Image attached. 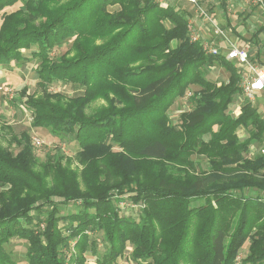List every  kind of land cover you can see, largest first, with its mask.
Here are the masks:
<instances>
[{
	"label": "trees",
	"instance_id": "16d2710c",
	"mask_svg": "<svg viewBox=\"0 0 264 264\" xmlns=\"http://www.w3.org/2000/svg\"><path fill=\"white\" fill-rule=\"evenodd\" d=\"M18 2L2 15L0 67L36 63L40 93L23 87L18 101L31 128L77 143L83 167L63 165L60 151L39 162L27 132L2 126L17 152L0 135V264H15L5 250L13 239L27 243L26 264H117L126 247L133 264H264V117L249 102L229 112L241 69L188 41L186 13L151 0H0V11ZM216 63L229 74L219 87L205 77ZM54 82L77 94L48 92ZM190 85L201 92L174 126L168 110ZM115 196L143 205L138 221L119 215ZM70 202L79 210L61 214Z\"/></svg>",
	"mask_w": 264,
	"mask_h": 264
},
{
	"label": "rangeland",
	"instance_id": "374dc122",
	"mask_svg": "<svg viewBox=\"0 0 264 264\" xmlns=\"http://www.w3.org/2000/svg\"><path fill=\"white\" fill-rule=\"evenodd\" d=\"M153 2V0H151ZM216 2H219V5L216 6ZM154 3V2H153ZM155 4V3H154ZM201 6H203L208 14L220 23L227 31L230 30L229 27H232L230 30L236 36H241V39L249 40L252 38L249 45V52L251 56H258L257 60L254 62L264 67V8L260 6H253L251 4H247L244 0H226L225 8H222V4L218 0H200ZM172 5V4H171ZM173 6V5H172ZM168 6L169 9L178 10L180 12L187 13L188 11H192L189 6L186 4H180L176 7ZM18 9H23V4L21 2L16 3L12 7H7L4 10L0 11V23L2 20L3 14H9ZM118 10L119 6L114 5L110 6L109 10ZM230 23V25H227ZM169 27L170 25L167 24ZM257 32V33H256ZM256 35L252 37L254 34ZM189 41V40H188ZM72 39H68L63 42L61 45L56 46L50 57L52 59H57L62 54H64L71 45ZM190 42V41H189ZM191 43V42H190ZM176 42L172 43V47L176 46ZM201 48V47H200ZM203 52V51H202ZM24 55H29V53L23 52ZM204 53V52H203ZM205 54V53H204ZM207 55V54H205ZM211 56V55H208ZM234 64V62L232 63ZM235 65V64H234ZM36 63L32 60L23 63L22 65H18L14 62L10 64V67L4 68L0 67V135H1V143L3 147L10 149L14 154L17 152V148L15 146H11L9 144V135L7 130L2 131V126H7L11 128L12 134L19 137L22 132H27L30 136V145L34 152L35 157L39 160V162H44L47 155H53L55 153H61L66 157L62 161L63 165L67 163L70 165V168L77 173L81 172L82 165L77 162L74 158L75 153L79 150V146L77 143L73 142L70 137L63 136L62 138L53 137L48 130L44 128H31V118L27 109L21 105L18 101L20 90L25 87L28 93L39 94L40 89L37 87L36 82ZM236 67L242 69L235 65ZM4 74V76L2 75ZM229 74L220 64L216 63L209 68H206V75L208 81L215 83L216 86L219 87L222 83H227V78ZM48 92L55 93L61 92L67 96L75 95L77 92L70 87L69 85H63L58 82L52 83L48 86ZM6 90H10L14 97L12 100H6L4 93ZM240 90V88H239ZM201 88L197 85H190L184 93V96L178 98L174 101L173 105L168 110V117L170 123L174 126H178L180 123V115L184 112H189L192 110L194 104L190 102L191 98H196L198 94H200ZM190 94V95H189ZM9 98V97H8ZM247 100H244L242 92L239 91L238 95H236L234 99V105H242ZM102 102L96 101L92 103L87 109V114H91L93 109L98 107ZM250 103V102H249ZM252 104V103H250ZM252 105H255L258 108V111L262 117H264V92L255 96V101ZM241 107V106H240ZM240 107L237 113L233 115L238 116L240 114ZM217 127H214L216 130ZM33 137H38L41 139L44 144L41 148L37 149L32 146L31 139ZM209 135H205L203 139L208 140ZM64 146V150L60 148ZM260 148L264 149V145L260 146ZM114 150H118L114 148ZM258 149L254 147L253 152H256ZM195 162L197 168L199 170H207L209 168V164L207 160L203 157H192ZM246 195H251L253 192H247ZM114 206H116V201L119 199L115 196ZM204 203L203 200H197L192 202V206L199 205ZM80 208L79 202H70L67 205H64L60 208L61 214H67L70 212L78 211ZM140 210L137 209H125L124 212H120L119 215L124 217H130L135 221H138ZM37 228H43L42 225H39ZM94 240L96 241V246L99 254L102 253L104 246L101 239V236L94 234ZM70 249L66 252L67 258L73 252V244L74 241L70 242ZM248 242L244 244L241 249V252L238 256V262L242 258H244L247 251ZM27 243L21 239H13L7 245H5V250L10 253L12 260L15 264H26L25 252H26ZM131 248L126 247L124 254L121 258L117 260V264H133L131 261L129 254ZM87 264H94V258L89 257L87 259Z\"/></svg>",
	"mask_w": 264,
	"mask_h": 264
},
{
	"label": "built area",
	"instance_id": "2783aa9c",
	"mask_svg": "<svg viewBox=\"0 0 264 264\" xmlns=\"http://www.w3.org/2000/svg\"><path fill=\"white\" fill-rule=\"evenodd\" d=\"M153 2L161 8H167L172 5V7H176L181 3L189 6L192 11L186 13V34L188 40L191 43H198L205 54L223 56L226 61L234 62L235 65L242 67L239 88L244 100L253 104L255 95L264 92V67L251 60L248 43L233 34L230 31L232 27H229L230 30L227 31L219 22L213 19L207 10L201 6L200 0H153ZM244 2L264 8V0H244ZM217 5H219V2H216ZM4 96L9 101L13 99L14 94L10 90H6ZM31 143L37 149L44 144L38 137H33ZM60 149L64 150V146ZM253 149L254 146H250L249 156L255 153ZM259 152L264 155L263 148ZM142 206V204H134L119 198L115 207L120 213L128 208L139 210ZM238 259L237 257V261Z\"/></svg>",
	"mask_w": 264,
	"mask_h": 264
},
{
	"label": "crops",
	"instance_id": "0c3cea01",
	"mask_svg": "<svg viewBox=\"0 0 264 264\" xmlns=\"http://www.w3.org/2000/svg\"><path fill=\"white\" fill-rule=\"evenodd\" d=\"M244 41H246L247 43H250L249 41H247V40H245V39H243ZM1 75V74H0ZM3 76H4V74H2ZM1 80V79H0ZM259 94H261V93H257L255 96H258ZM241 106V105H240ZM240 106H238V105H234V104H232L231 106H230V108H229V112L231 113V114H234V113H237V111H239V107ZM236 116V115H235Z\"/></svg>",
	"mask_w": 264,
	"mask_h": 264
}]
</instances>
